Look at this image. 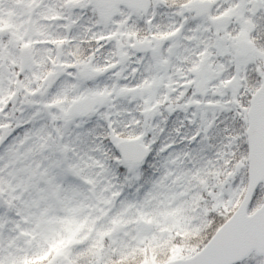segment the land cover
I'll return each mask as SVG.
<instances>
[{
	"label": "snow or ice",
	"instance_id": "6c2138e0",
	"mask_svg": "<svg viewBox=\"0 0 264 264\" xmlns=\"http://www.w3.org/2000/svg\"><path fill=\"white\" fill-rule=\"evenodd\" d=\"M0 264H264V0H0Z\"/></svg>",
	"mask_w": 264,
	"mask_h": 264
}]
</instances>
